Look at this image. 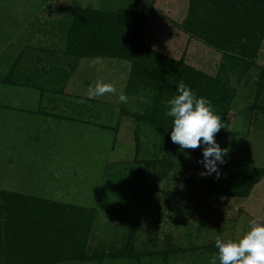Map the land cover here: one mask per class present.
Masks as SVG:
<instances>
[{"label":"rangeland","instance_id":"1","mask_svg":"<svg viewBox=\"0 0 264 264\" xmlns=\"http://www.w3.org/2000/svg\"><path fill=\"white\" fill-rule=\"evenodd\" d=\"M203 2L190 21L207 17ZM87 4L146 13L143 41L211 75L226 62L201 31H184L189 0H0V191L79 205L89 214V259L27 262L8 250L0 251V264H210L216 253L204 245L238 240L252 219L264 220V177L246 198L210 196L203 193L210 175H200L203 144L182 154L170 133L159 135L143 121L136 140L132 113L142 114L152 97L126 92L130 63L65 52L69 13ZM234 66L235 97L219 143L227 147L225 160L263 166L264 86L258 89L257 79L264 38L252 67ZM97 81L114 85L127 103L112 94L89 98ZM130 237L135 254L123 257Z\"/></svg>","mask_w":264,"mask_h":264},{"label":"trees","instance_id":"2","mask_svg":"<svg viewBox=\"0 0 264 264\" xmlns=\"http://www.w3.org/2000/svg\"><path fill=\"white\" fill-rule=\"evenodd\" d=\"M202 2L211 9L207 10V17L201 18L197 24L190 21V17L195 13L193 6ZM69 16L65 34L68 56L111 57L127 61L130 69L126 92L130 94V89L145 91L152 97L142 114L132 113L137 120L136 140L139 121L148 124L159 135L171 134L174 118L165 114L169 110L167 101L178 94L177 84L181 80L197 98L204 97L210 101L214 114L224 125L235 97L229 72L238 63L252 67L264 38V0H189L188 17L182 25L184 31L196 37L201 31L204 35L199 38L219 51L226 60H222L216 73L211 75L188 64L183 56L172 58L143 41L146 13L101 10L87 4L73 7ZM257 82L258 89L264 86V67ZM11 83L15 85L18 81ZM222 130L223 127L215 136L219 145ZM180 150L182 154L190 152V149L182 150L181 147ZM219 170L218 179L216 173L210 175L204 194L246 198L264 177V165L254 166L233 158L219 164ZM85 211L79 205L2 190L0 251L9 250L15 255L24 253L27 262L87 260L89 257L83 251L86 235L83 237V234L89 214ZM132 239L129 238L121 256L132 257L135 254ZM203 247L210 253H218L215 243Z\"/></svg>","mask_w":264,"mask_h":264},{"label":"clouds","instance_id":"3","mask_svg":"<svg viewBox=\"0 0 264 264\" xmlns=\"http://www.w3.org/2000/svg\"><path fill=\"white\" fill-rule=\"evenodd\" d=\"M177 95L167 101L168 111L165 113L174 118L171 141L182 150H196L203 144V160L205 171L201 176L216 173L220 176L219 164L225 163L226 149L216 142L215 136L225 127L219 116L215 115L211 103L204 97L197 98L193 91L181 80L177 84ZM112 94L118 101L127 103L128 97L117 92L114 85L97 81L89 87L88 97L95 98ZM219 162V163H218ZM218 253L210 264H264V220L254 218L250 221V229L238 240H227L219 237L215 241Z\"/></svg>","mask_w":264,"mask_h":264},{"label":"crops","instance_id":"4","mask_svg":"<svg viewBox=\"0 0 264 264\" xmlns=\"http://www.w3.org/2000/svg\"><path fill=\"white\" fill-rule=\"evenodd\" d=\"M17 87V86H16Z\"/></svg>","mask_w":264,"mask_h":264}]
</instances>
